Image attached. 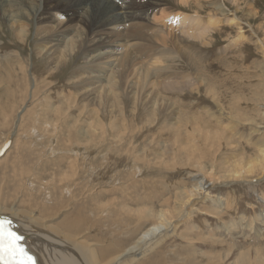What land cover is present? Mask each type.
I'll return each instance as SVG.
<instances>
[{"label": "rangeland", "instance_id": "rangeland-1", "mask_svg": "<svg viewBox=\"0 0 264 264\" xmlns=\"http://www.w3.org/2000/svg\"><path fill=\"white\" fill-rule=\"evenodd\" d=\"M140 1H138L139 4L146 0ZM172 2L181 6L176 3L177 1L170 0V3ZM159 4H156L153 8L159 9L157 13L158 16H161L160 11L166 6ZM226 4L228 9H225L231 10V13L235 12L236 6L234 4L230 2H226ZM230 5L233 8L229 9ZM239 6L241 9L244 8L246 2L243 0ZM212 7L211 3H204L203 9L201 7L189 12L193 13L192 16L198 13L202 18H205L213 9ZM143 8L148 9L147 6ZM260 8L262 10L260 15L264 16V2ZM173 11L177 10L173 9ZM52 16L54 19L57 18L54 14ZM63 16H66V14H63ZM245 22L241 24V27L243 31H246L244 33L248 37L238 45H232V40L237 37L240 31L239 27L226 25L225 27L222 26L223 28L220 31H212L213 35L209 32L208 41L212 45L206 46L203 50L205 59L202 60V63L205 66L206 82L201 94L195 93L190 87H185L184 90H176L175 94L170 95L174 99L178 98L179 95L180 98H184L183 104L185 103L184 106L189 113L187 116H191L193 112L202 111L204 108L217 110L218 107L212 106L215 96L227 108V114L234 116V119L239 123L238 126L236 123L234 124L236 134L232 135L227 130L229 128L222 130L223 125L230 124L227 116L216 113V116H221L223 124L218 123L216 117L210 119L206 117L209 124L211 123L209 126L210 132H216L211 134L209 140H212V142H209L208 146L212 147L211 143L217 141L218 136L224 131L221 137L226 140L228 148L222 147L217 150L215 155L209 154L202 158L201 152H198L197 156L199 157L195 158L196 161L191 160L187 153L175 152L177 147H181V143L177 142L175 135L169 137V134H167L162 138L160 137L158 141L155 136L152 137L153 133L157 131L170 132V130L163 124H166V120L163 123L154 122L160 126L158 130L154 129L153 125H150L153 122L148 119L149 116L144 115V109H142L144 104H140L141 108L139 106L138 111L131 110V107L125 108L126 112H129L127 113L129 116L127 114L122 116L120 113L110 114L109 111H105L103 108L99 109L93 105L85 106L87 102L84 97H81L78 106L69 111L64 102L65 96H62V93L70 92L68 86L72 84L68 80L69 74L78 65L89 62L91 58L87 60L83 58V54L78 53V55L73 56V65L58 70L59 72L52 78L55 84L43 85L42 80L47 76H45L47 65L44 64L45 60L43 61L34 54L31 45L35 40V36L31 35L27 43L28 51H26L24 58L26 60L25 64L32 67L31 58L34 57L33 72L35 76L37 75L38 80L41 75L43 76L41 81H38L37 86H34L35 80L32 77L31 67H28L26 73L18 61L14 66L9 63H7L8 66H5L2 62L0 63L5 66L4 70L0 67V208L4 206L10 210V208L15 207L34 212L32 216L35 218L34 224L39 225V227H49L52 225L50 223L58 225L63 219L67 218L74 219L78 224L77 227L71 226V230L60 227V232L57 230L56 232L62 236L61 232L69 234H72V232L85 233L86 237L92 241L103 243L97 245L98 251L108 250L109 246L111 249L118 248V251H120L131 246L137 235L147 230L152 220L158 218L159 211L167 208L164 202L168 201L169 207L176 208L178 205L181 206L180 202L182 200H186V197L182 195L185 192L184 190L193 188L201 182L208 186L213 183L214 186L210 189L211 191L207 197L205 192L199 195L201 191H204L201 190L197 196L194 195L196 204L190 206L184 216L183 212L175 216L176 219L181 218L179 221H175L167 231V234H169L168 239L163 240L160 245L148 252V255L141 258V261L132 264H197V262L205 264L212 260L222 261L223 264H232L237 253H243L249 249H264V202L259 201L258 198L259 195L264 194V180L257 182L260 177L264 178V172L262 173L259 170L261 169L260 166H255V171L252 173L245 172L241 168L245 160L256 158L259 155L257 143L264 140V49L257 40L258 37L264 38V23L253 21L251 25H248ZM185 26H191L190 21ZM7 30L8 28L2 32L0 31V46H7L6 50H3L5 52L1 54L14 55L16 51L12 48H16V46L13 42L21 43L16 41ZM184 37L192 39L190 35L185 34ZM192 43L201 46V43L195 41V39ZM120 49L122 50V48ZM95 59L96 57L92 60V63ZM178 67L187 68L184 64H179ZM41 70L43 72L40 74ZM166 80V82L171 81V79ZM189 81L193 82V79ZM210 84L215 89L210 88ZM73 88L76 87L73 86ZM45 97L47 100H42ZM39 101L42 102V105L37 104ZM187 104L191 105V110H189ZM128 119L130 120L128 121ZM96 121L100 123L101 127L105 128H102L101 131L98 130L100 132L98 135L92 136L89 133V125ZM256 123L262 127L256 126L254 128L253 124ZM46 126H48L47 129ZM115 126L120 130L118 131ZM162 127L166 129H162ZM79 129H83L85 132L78 133ZM142 129H144L143 133ZM181 133H185L184 129ZM201 134L205 135L206 133ZM204 141H202L203 145H205ZM233 143L234 145H232ZM214 144L218 145V143ZM174 145L175 147H173ZM68 146H72V148H68ZM125 149L127 150L125 151ZM237 152L242 154L237 158L241 156L243 158L239 162L240 165L237 171L243 172L246 178L231 181L228 185H224L226 181L231 180L229 178L231 172L228 171L230 166L224 168L223 163L226 159L229 160V157L233 156L232 154L235 153L237 156ZM205 154H207L206 151ZM47 155L48 158H45ZM73 156L74 158H72ZM101 162L106 163V165L101 164ZM62 165L64 167H61ZM135 169H137L138 174ZM211 170L219 172L221 177L212 176ZM140 172L142 174H139ZM48 195L49 197H47ZM50 200L52 201L50 202ZM226 200L231 203L229 207H227ZM217 205L224 207L219 210ZM105 207L107 208L105 209ZM101 208L104 214L101 212ZM143 211H145L146 216H144ZM140 212L142 215L138 220ZM153 212L156 214L152 215ZM84 213H86V216ZM130 214L133 217L132 219ZM243 215L245 219L240 225L233 223L228 225L235 237L233 245L230 239L226 240L216 235H208V230L214 231L216 227L224 231L220 227L221 221L226 223L231 220L241 221L240 218ZM4 216L16 221L21 216L22 220L24 216L28 218L27 215L16 216L12 210L10 213L2 211L0 218H4ZM36 216H39L40 219ZM101 217H104L102 221ZM25 218L24 221H27ZM182 218L185 220H181ZM111 219L116 220L111 221ZM176 224L177 227H174ZM248 225V228H243ZM250 227L261 229L262 238L258 246L251 244L255 240V235L249 231ZM49 231H54V229L51 227ZM217 235L221 234L217 233ZM215 238L219 239L218 243L213 240ZM205 239L207 241H204ZM225 251L229 254H224Z\"/></svg>", "mask_w": 264, "mask_h": 264}, {"label": "bare ground", "instance_id": "bare-ground-1", "mask_svg": "<svg viewBox=\"0 0 264 264\" xmlns=\"http://www.w3.org/2000/svg\"><path fill=\"white\" fill-rule=\"evenodd\" d=\"M138 1L140 0H0V31L2 32L4 29L8 28V33L12 35V37H14L16 41H19L21 43L18 44L17 42H13V44L16 46V48H12L14 49V51H16V54L14 55H2L3 52H5L3 50H6L7 46H0V63H4L5 66H8L7 63L14 66V64L18 61L19 65L23 66L25 72L27 73L28 67L30 68L31 66L25 64L26 60L24 57L26 55V51H28V40L31 35H34L35 40L32 43L31 48H33V52L34 54H36V57L43 59V61L45 60L44 64L47 65V74L45 73V76H47L42 80L44 82L43 85L52 83L55 84V81L52 80V78L59 72L58 70H62L64 69V67H68L69 65H73V56L78 55V53L83 54V58L87 60L91 58L89 62L85 61L86 63L78 65V67L73 69L69 74L68 80L72 84L68 86L70 92L62 93V96H65V101H63L66 103V107L69 111L73 107L78 106L81 97H84V100H86L87 102L85 106L93 105L95 107H98L99 109L103 108L105 109V111H109L110 114L113 113V115L120 113L122 116H124L125 114L129 113L128 111L126 112L125 108L128 109V107H131V110L138 111L140 104H144V106L142 107V109H144V115L149 116L148 119L153 122L150 125H153L154 129L158 130L160 126L154 122L163 123V121L166 120V124H163L170 130V132L166 131L167 133L164 130L157 131L156 133H153L152 137L155 136V139L158 141L160 140V137L162 138L167 134H169V137L170 135H175L174 137L177 142L181 143V147H177L175 149V152L179 151L187 153V156H189L191 160H195V158L197 159V157H199L197 156L198 152H201L202 158L205 155L209 154L215 155L217 150L221 149L222 147L228 148L226 140L221 137V135L224 134V131L218 136L217 141L211 143L212 147L208 146L209 142H212V140H209L211 134L216 132H210L209 126L211 123L209 124V121L206 120V117H209V119L211 117H216L218 123L223 124L221 116H216V113H219L222 116H227L230 120V124L223 125L224 127H222V130H226L227 128H229L227 130L232 135L236 134V128H234V124L236 123L237 126L239 125V123H237L238 121L234 119V116L227 114V108L221 104V101L218 100L219 98L217 99L215 98V96L213 98L214 103L212 104V106L218 107L217 110L213 111L210 108H204V110L202 111L193 112L191 116H187L189 115V113L184 106L185 103L183 104L184 98H180L179 95L178 98L174 99L170 97V95L175 94L176 90H184L185 87H190L191 90L195 91V93L201 94V90H203L202 88L203 86H205L206 82V74L204 73L205 66L202 63V60L205 59L203 50H205L204 48L206 46L212 45V43L208 41L209 32L211 33L212 31H220L226 25L236 26L237 28L239 27L240 31L237 34V37L232 40V45H238V43L242 42L248 37L244 33L246 31H243L241 27V24L244 21H246L247 23H245L248 25H251L253 21L264 23V16L260 15L262 11L260 7H262L264 0H244V2H246V6L242 9L240 8L239 4H242L243 0H174L177 1L176 3L181 6L175 5V3L173 2V4L170 3V0H146L140 4L138 3ZM226 2H230L236 6L235 12L231 13V10H227L228 5L226 4ZM159 3L163 6H166V8H162V10L160 11L161 16H158L157 13L159 9L153 8V6ZM204 3H211V5L213 6V9L210 10L211 12L208 13L205 18H202V16H200L196 12L195 16H192L193 13L189 11L200 9L201 7L203 9ZM144 6H147L148 9L143 8ZM231 7L232 5H230L229 9H231ZM173 9H176L177 11H173ZM53 14L55 17L60 18L54 19L52 16ZM63 14H66V16H63ZM62 16L65 18H63ZM175 17L180 18L178 22H173ZM189 21L191 26H185V24L189 23ZM185 34L190 35V38H192L193 40L195 39V41L200 42L201 46L192 43V39L185 38ZM9 38L11 39L10 36ZM257 40L258 43L260 42L261 47H263L262 49H264V38L261 39L260 37H258ZM189 43L194 45H190ZM120 48H122V50ZM14 56L16 57L14 58ZM95 57L96 59L94 63H92V60ZM33 59L34 57L31 58V63L34 66ZM179 64H184L187 67V71L185 72L186 69L178 67ZM5 66H2L0 64V67H2L3 70L5 69ZM33 66L30 70L32 73V77L35 80L34 86H37L39 84L38 81H41V78H43V76L41 75V78H39L38 80V78L36 77L37 75L35 76L33 72ZM42 72L43 71L41 70L40 74ZM166 79H171V81L168 80V82H166ZM191 79H193V82L189 81ZM73 86H75L76 88L74 89ZM211 87L215 89V87L210 84V88ZM47 95L49 97V93ZM181 95L184 96L185 94ZM42 100L46 101L47 98L45 97ZM41 103V101L37 102L38 105H40ZM38 105L37 107H39ZM190 107L191 105H189L188 107L189 110H191ZM127 115L129 116V114ZM129 120L130 119H128V121ZM256 126L259 128L262 127L257 123L253 124L254 128H256ZM89 127V133L92 136L98 135L100 133L98 130L101 131L102 128H105L103 126L101 127L100 123L97 121L93 124L91 123ZM165 127H162V129H164ZM45 128L47 129L48 126H46ZM115 128H117L118 130V127L115 126ZM182 129H184L185 133H181ZM134 130L137 131V129ZM143 130L144 129H142V133ZM63 131L65 130L63 129ZM80 132H85V130L79 129L78 133ZM204 132L208 135L201 134ZM12 140L14 141V139ZM203 140H205V145L202 144ZM122 141L124 142V140ZM214 143H218V145ZM232 145H234V143ZM257 145L259 149V155L256 158H249L245 160L244 165H242L241 167L245 172H254L255 166H260L261 169L259 170H261L262 173L264 172V140H260ZM69 147L70 146H68V148ZM173 147H175V145ZM70 148H72V146ZM66 150L68 149L66 148ZM80 150L78 151L80 152ZM126 150L127 149H125V151ZM205 151L207 152V154H205ZM114 152L116 151L114 150ZM232 155L233 156L229 157V160L226 159V161L223 163L224 168L230 166L231 169H228V171L231 172V175L229 176L231 180L226 181L224 185H228L231 181H237L238 179L242 180L246 178L243 172L240 173L237 171L240 165L239 162L241 161V159H243L242 156L239 158L237 157L242 154H238L237 152V156L235 153ZM45 158H48V155ZM72 158H74V156ZM101 164L104 163L101 162ZM63 165L61 167H64ZM104 165H106V163ZM136 170L137 169H135V172ZM142 173L140 172L139 174ZM211 175L214 177H221L220 173L215 170H211ZM263 180L264 178L260 177L257 182ZM213 186V183L209 184L208 186L201 182L199 183V185H196L193 188L191 187L184 190L185 192L184 194L182 193V195L186 197V200H182L180 202L181 206L178 205L176 206V208H171V206L169 207L168 201L164 202V205L167 208L165 210L162 209L161 211H159L158 218L152 220V223L149 227H147V230H144L140 233L138 232L139 234L137 233L138 235L131 246L120 251H118V248L111 249L110 246L108 250L102 249L98 251L97 245L103 243L92 241L91 239L86 237L85 233L82 234L81 232H72V235L69 233L61 232L63 236L60 235L58 233L60 232V227L69 228L71 230V226L78 225L76 224L75 220L71 218H67L65 220L63 219L64 221L61 219L62 221L58 223V225L50 223L52 225H50L49 227H52L54 229V231L50 232V228L48 226L39 227V225L34 224L35 218L32 217L34 212L25 211L15 207L10 208L9 210L2 206L0 208V213H2V211L10 213L12 210V212H15L16 216H28V218H25L26 216H24L25 220L27 219V221H24V218L22 220V216L20 217V219H18V221L6 216H4V218L11 219L13 230L24 237L23 244L26 246L29 253L36 258V264H132L141 261V258L148 255V252L152 251L155 247L160 245L163 240L168 239L167 236L169 234H167V231L175 223V221H179V219L181 218L180 217L179 219H176L175 216H177L178 213L181 212H183L184 216L186 211L190 209V206L196 204V198L194 197V195L197 196L198 192L204 190L201 191L199 195L205 192V196L207 197L211 191L210 189ZM107 191L109 192V190ZM47 197H49V195ZM258 198L260 199L259 201L264 202V194L259 195ZM52 200H50V202ZM227 201L228 200H226V202ZM227 203V207H229L231 203ZM27 205L28 204L26 203V206ZM217 206L219 207V210L224 207L221 205ZM25 208L27 209V207ZM106 208L107 207H105V209ZM101 212L103 213V209ZM85 214L86 213H84V215ZM143 214L144 216H146L145 211H143ZM155 214L156 213L153 212L152 215ZM100 215L102 216V214ZM141 215L142 213L140 212L138 220L141 218ZM217 216L219 215L217 214ZM36 217L40 219L39 216ZM103 218L101 219V221L103 220ZM132 218L133 217L131 216V219ZM240 219L241 221L237 222L235 220H231L227 223L221 221L220 227L223 228L224 231L219 227H216L214 228V231L208 230L207 233L210 236L216 235L219 237H223L226 240L230 239V242L233 245L235 237L234 235H232V230L228 225H230L231 223L240 225L241 222H243V220L245 219V216L243 215ZM115 220L111 219V221ZM181 220L185 219L182 218ZM174 227H177V224L174 225ZM248 227L249 225L243 228ZM56 230L58 232H56ZM260 230L261 229L257 227H250L249 231L255 235V240L251 243L252 245L258 246L259 243H261L260 239L262 238V233ZM217 233H220L221 235H217ZM213 240L217 243L219 241V239L216 238ZM204 241L207 240L205 239ZM224 254H227V251H225ZM0 264H3V262L0 261ZM197 264L200 263L197 262ZM205 264H223V262H216L212 260ZM232 264H264V249H249L244 251L243 253H237L236 257L232 261Z\"/></svg>", "mask_w": 264, "mask_h": 264}, {"label": "snow or ice", "instance_id": "snow-or-ice-1", "mask_svg": "<svg viewBox=\"0 0 264 264\" xmlns=\"http://www.w3.org/2000/svg\"><path fill=\"white\" fill-rule=\"evenodd\" d=\"M175 17L173 22H178ZM24 237L12 228V220L0 218V261L3 264H36V258L23 244Z\"/></svg>", "mask_w": 264, "mask_h": 264}]
</instances>
